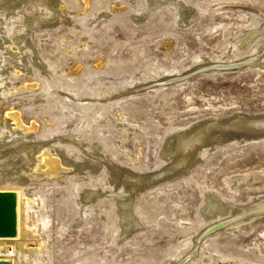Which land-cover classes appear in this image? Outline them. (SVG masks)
Listing matches in <instances>:
<instances>
[{
  "label": "rangeland",
  "instance_id": "1",
  "mask_svg": "<svg viewBox=\"0 0 264 264\" xmlns=\"http://www.w3.org/2000/svg\"><path fill=\"white\" fill-rule=\"evenodd\" d=\"M59 1L62 22L23 35L29 68L2 65L22 5L0 28V146L18 144L0 152V192L16 200L12 263L264 264V218L212 214L207 203L210 193L237 206L264 198V137L203 144L187 170L134 189L141 226L130 232L119 204L130 192L123 176L172 167L170 135L264 117V0ZM46 149L75 167L52 177Z\"/></svg>",
  "mask_w": 264,
  "mask_h": 264
},
{
  "label": "bare ground",
  "instance_id": "2",
  "mask_svg": "<svg viewBox=\"0 0 264 264\" xmlns=\"http://www.w3.org/2000/svg\"><path fill=\"white\" fill-rule=\"evenodd\" d=\"M162 1L164 0H151V7H156L157 5L161 4ZM18 5H22L21 10L23 12L22 13L23 16H21V19L19 21L13 20L11 33H10L13 42L10 41L9 37L5 39L6 43L9 44L11 42L10 44H12L10 49L11 53L5 51L7 53L2 58L3 63L2 62L1 63L2 65L8 63L6 64V66L11 64L14 65V67L16 65L17 66L20 65L22 67L29 68L28 65L26 64L24 55L28 54L32 58L33 55L32 52L27 51L21 47V40L24 37L23 35H25L24 33L44 26H55L58 23L62 22L66 16L64 14L59 13L60 12L59 8H62V4L59 0H0V28H2L4 24L2 18L5 17L9 12L15 10V8H17ZM183 13L184 12H182V15ZM188 14H189V9L185 14L186 17L188 16ZM256 33L257 32L255 31L248 32L247 36L242 40L244 41L243 45L247 46ZM0 45H3V40L0 41ZM21 55H23V59H22L23 61H21L20 59ZM248 59H252V58H248ZM1 79L2 78H0V86L3 84V81ZM17 113H12L11 116L15 120L18 127L27 130L28 128L24 126V124L20 119L19 116L20 114ZM263 137H264V117H248L245 115H236L228 120H219L216 118H212L209 119L208 121H205L204 123H199L190 129L179 131L175 134L170 135L166 140L165 148L163 150V156L166 157L168 154H173L175 157L172 162L173 163L172 167L166 170L167 173H158L156 175L144 176V177H140L137 174L128 173L127 175H125L126 177L123 176V178L126 181L127 190L130 192L128 193L129 194L128 197L125 196L126 197L125 199L119 200V204L121 206L120 208L121 221L123 224L128 225L127 229L129 231L127 232H130L131 230H134L135 228L141 226L131 208L134 189L136 191L137 188L140 189L144 188V186L148 185L149 183H152L158 178L167 175L169 170H173V169H180L183 171L187 170L190 164L192 163L193 159H195L196 149L203 144H210L214 141H220V142L227 141L228 139H234V140L238 139L243 141L246 139L252 140ZM68 138L71 139V137ZM16 141L19 142L20 139H16L15 142ZM20 143L22 142L20 141ZM17 147H18L17 143H14L13 145L11 143H6V144L2 143V145L0 146V152L2 154H5L7 152V149L15 150ZM40 157H41L40 164L44 166L43 168L45 167L47 168V171L52 177L56 175H60L69 170H72L75 167L74 163L62 159L61 157H59V155L53 153L50 149H46V151ZM23 162L24 160H20L18 163L14 165L17 166L19 164H23ZM107 164L113 167V170L115 172H118V169L111 162L107 161ZM40 170H42V168ZM8 185L10 187L23 186L21 184H18V182L17 183L12 182L9 183ZM5 193H9L10 195L2 199L3 202L13 208L16 202L15 199L11 198L13 194H11L10 192H5ZM95 194L96 193H90V191L88 193L83 194L82 197L84 202L85 203L92 202ZM207 203L210 206V210L212 211V214L213 213L216 214L217 211L224 213L227 211L229 207H233L235 211V215L238 217L244 218L246 216L247 217L250 216L251 214H259L261 215V218H264V198L255 201L252 205L249 206H237L232 203H225L221 201L217 196L210 193L207 195ZM16 223H17V215H16ZM209 230H212V227ZM15 243H16L15 235L0 236V248L2 250L6 248L8 245ZM5 261H8L10 262V264H13L10 258L9 259L0 258V262H5Z\"/></svg>",
  "mask_w": 264,
  "mask_h": 264
},
{
  "label": "water",
  "instance_id": "3",
  "mask_svg": "<svg viewBox=\"0 0 264 264\" xmlns=\"http://www.w3.org/2000/svg\"><path fill=\"white\" fill-rule=\"evenodd\" d=\"M242 64H245L244 62H240L239 64L235 66H241ZM247 64V63H246ZM220 67V66H217ZM9 193L0 192V236H14L17 233V227H16V209L15 206L12 208L9 205L5 204L2 199L9 196ZM11 198L15 199V196H11ZM223 224H217L212 227L211 231H214L220 227H222ZM0 264H10V262H0Z\"/></svg>",
  "mask_w": 264,
  "mask_h": 264
},
{
  "label": "built area",
  "instance_id": "4",
  "mask_svg": "<svg viewBox=\"0 0 264 264\" xmlns=\"http://www.w3.org/2000/svg\"><path fill=\"white\" fill-rule=\"evenodd\" d=\"M13 254V247L10 245L8 246L7 253H4L3 250L0 248V258L9 259L10 256Z\"/></svg>",
  "mask_w": 264,
  "mask_h": 264
}]
</instances>
